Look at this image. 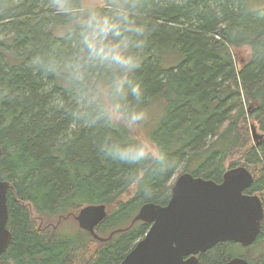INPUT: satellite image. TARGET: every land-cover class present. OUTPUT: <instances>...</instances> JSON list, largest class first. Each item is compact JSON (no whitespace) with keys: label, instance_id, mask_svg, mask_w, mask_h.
Instances as JSON below:
<instances>
[{"label":"trees","instance_id":"trees-1","mask_svg":"<svg viewBox=\"0 0 264 264\" xmlns=\"http://www.w3.org/2000/svg\"><path fill=\"white\" fill-rule=\"evenodd\" d=\"M256 1V3H255ZM0 180L8 181L6 227L11 239L0 264H118L150 223L134 215L145 203L164 204L173 171L153 179L154 195L144 198L121 181L128 165L105 160L95 142L100 130H80L68 116L49 107L52 93L25 68L31 49L52 23L43 0H0ZM153 11L149 47L138 76L145 87L147 131L181 162L183 172L219 182L225 163L244 146L247 119L264 133V0H162ZM248 45L245 64L231 47ZM53 93H62L56 83ZM254 139V138H253ZM245 152L252 174L246 193L257 194L264 209V137ZM192 167V169H191ZM180 168V167H179ZM182 173V172H181ZM123 195L127 199L123 200ZM104 203L107 215L94 228L103 239L77 229L64 233L60 219L88 204ZM45 216L40 225L34 217ZM234 242H219L198 255L200 264H224ZM260 246V247H257ZM264 264V215L249 246ZM260 251V252H259ZM75 262V263H74Z\"/></svg>","mask_w":264,"mask_h":264},{"label":"clouds","instance_id":"clouds-1","mask_svg":"<svg viewBox=\"0 0 264 264\" xmlns=\"http://www.w3.org/2000/svg\"><path fill=\"white\" fill-rule=\"evenodd\" d=\"M15 6L5 4L0 12ZM164 6L162 0H43V13L52 22L46 34L63 42L42 40L25 63L44 83L41 93H52L51 109L65 113L77 129L106 130L95 142L98 155L128 165L121 181L144 198L154 195L153 179L162 181L181 167L147 131V97L138 76L153 11ZM56 83L63 94L52 92Z\"/></svg>","mask_w":264,"mask_h":264},{"label":"water","instance_id":"water-1","mask_svg":"<svg viewBox=\"0 0 264 264\" xmlns=\"http://www.w3.org/2000/svg\"><path fill=\"white\" fill-rule=\"evenodd\" d=\"M251 132L255 139L253 127ZM252 180L253 174L244 166L225 170L219 182L191 172L178 174L164 204L145 203L134 215L129 225L136 220L150 225L118 264H200L198 255L216 243L253 244L264 209L257 194L244 191ZM10 187L0 180V254L11 239L6 227ZM106 215V205L98 203L79 208L75 218L94 238L103 239L94 228ZM224 264L250 263L234 256Z\"/></svg>","mask_w":264,"mask_h":264},{"label":"rangeland","instance_id":"rangeland-1","mask_svg":"<svg viewBox=\"0 0 264 264\" xmlns=\"http://www.w3.org/2000/svg\"><path fill=\"white\" fill-rule=\"evenodd\" d=\"M255 3H256V1H255ZM6 34H12V32L8 31L7 29H0V36H4ZM231 51L234 54L236 62H239L242 65L245 64V62L247 61L249 52H250V49H249L248 45H241V46L231 47ZM1 53L2 52H0V57H2ZM148 113H151V116L153 118H155L156 120H158L160 118L161 114H162V112L154 111L152 109H150V112H148ZM247 122H248L247 123V131H246L247 134L245 135L244 144H243L244 146L238 151L237 154H233L234 157H232L231 160L229 159L225 163L226 167L231 165V164L234 165V167L243 166V164H244L243 158H244L245 152L248 149L256 147L255 146V141H254V139L252 137V133H251V128L252 127L254 128V134H255L256 142H259L264 137V133L261 132L259 130V128H258L257 121H254L252 118L248 117ZM191 169H192V167H191ZM181 172H183V169L180 167V168H178L176 170L175 174L172 176V178L170 180V184L173 183L174 179ZM130 191L132 192V190H130ZM122 197H124L123 200H126L128 196L127 195H123ZM75 214H73L71 216H68V217H65V218H62V219H60V217L58 218V216H55L51 220V222H52L51 224H54V223L59 221L58 230H61L64 233H70V232H72L74 230L80 229V227L78 225V222L75 219ZM32 217H34V221H36L38 225H40L42 222L48 223V220H46L45 216L35 217V215L32 214ZM257 247H260V246H257ZM230 255L233 256V257L234 256H238V257L245 258L246 260L249 261V263H252L253 261L256 262L261 254L256 256L254 249H246V248L242 247L241 245H236V246H234L233 249H231Z\"/></svg>","mask_w":264,"mask_h":264},{"label":"bare ground","instance_id":"bare-ground-1","mask_svg":"<svg viewBox=\"0 0 264 264\" xmlns=\"http://www.w3.org/2000/svg\"><path fill=\"white\" fill-rule=\"evenodd\" d=\"M86 206V205H85ZM83 207V206H82ZM76 219V218H75ZM77 220V219H76ZM77 222H78V225H79V227L81 228V229H83V230H86L87 232H89V230L88 229H86V228H84V227H82L81 225H80V223H79V221L77 220ZM101 222V221H100ZM99 222V223H100ZM98 223V224H99ZM98 224H96V226L98 225Z\"/></svg>","mask_w":264,"mask_h":264},{"label":"flooded vegetation","instance_id":"flooded-vegetation-1","mask_svg":"<svg viewBox=\"0 0 264 264\" xmlns=\"http://www.w3.org/2000/svg\"><path fill=\"white\" fill-rule=\"evenodd\" d=\"M221 181V180H220ZM247 189V188H246ZM246 189L244 190L245 192H246ZM250 246V245H249ZM249 246H242V247H244V248H246V249H249ZM255 251V250H254ZM256 252V251H255Z\"/></svg>","mask_w":264,"mask_h":264}]
</instances>
